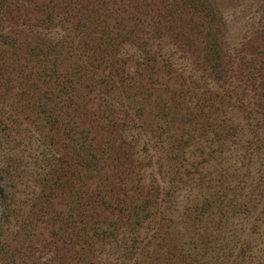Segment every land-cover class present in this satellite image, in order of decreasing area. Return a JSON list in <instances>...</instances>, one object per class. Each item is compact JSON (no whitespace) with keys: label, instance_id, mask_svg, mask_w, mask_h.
I'll return each instance as SVG.
<instances>
[{"label":"rangeland","instance_id":"1","mask_svg":"<svg viewBox=\"0 0 264 264\" xmlns=\"http://www.w3.org/2000/svg\"><path fill=\"white\" fill-rule=\"evenodd\" d=\"M196 2L197 5L188 6V0H0V174L8 195V208L0 210L3 225L0 247L4 249L0 250V264H78L79 261L65 259L69 253L59 259L56 253L66 255L61 242L56 244L59 249L49 244L52 231L59 226L56 216L67 217L71 210H81L77 196L73 198L75 201L62 198L65 191L60 188L58 197L49 205L48 194L53 191L50 178L53 176L60 183L64 181L63 166L67 158L64 125L70 118L63 111L69 93L66 92L73 90L72 94L77 92L84 96L91 92L94 77L82 67L85 65L82 60H88V54L92 53L90 47L95 48L97 43L106 45L107 38L121 27H125L128 34L115 35L106 48L112 53L111 59L127 60L128 75L134 79L139 76V79L127 80L125 85L117 82L120 89L116 105L129 102L134 115L141 118L138 122H142L155 115L154 101L158 96L167 99L184 93L192 97L195 93L191 91L197 85L199 92H206L200 103L208 115H213L212 122L222 119V115H215L212 110L224 107L225 117L245 139L264 140V0ZM50 15L53 21L46 24ZM79 16L87 23L86 27L80 24L84 27L81 33L75 27ZM98 18L105 20L104 27ZM131 28L145 30L139 33L141 40L146 41L141 48L137 47ZM83 33L87 36L80 40ZM89 34L97 36L96 43ZM154 58H159L157 66L152 63L159 75L155 77L157 84L151 85L140 78L139 63L144 59L151 63ZM38 86L48 101L43 105V114L39 113V91L34 88ZM122 86L127 91L126 97L131 99L125 101ZM178 100L176 97L172 103L171 111L176 105V112L169 115L176 122L173 127H180L179 119L187 117L177 115L179 104H183ZM141 112H144L142 116ZM48 116H53L51 121L46 119ZM76 122L79 123V119ZM56 123L60 124L59 129L52 130ZM60 146L62 149H55ZM200 150L198 148L197 153ZM260 153L263 159L248 160L247 170L234 159H225L227 166L236 164L249 175L244 178L241 173H229L221 183L217 179L221 178V172L226 173L224 160L207 164L201 156L196 158L197 171L211 175L212 183L224 189L221 201L225 205L216 203L213 199L217 196L210 194L213 199L205 204L213 209L206 212L207 208L202 211L200 203L188 202L179 196V209H175L177 216L173 219L175 224L176 220L179 222L173 230L179 245L196 238L212 240L213 251H219L208 253V264H264L261 252L264 247V150ZM156 155L152 156L155 169L150 179L151 186L157 187L160 183L157 171L168 169V159L162 161ZM216 156L224 158L225 154ZM143 157L149 159L150 156ZM176 167L174 170L181 171L178 165ZM173 175L178 177L176 173L170 174ZM191 182L196 185L193 180L189 185ZM238 182L244 183L238 187ZM258 183L263 195H259L256 205H251L254 217L245 223L242 214L233 216L234 206L236 208L235 204L240 202L237 195L246 184L251 190ZM149 187L146 185V189ZM248 188L243 190L245 194ZM204 191L195 189L197 196ZM181 194L185 196L186 192ZM194 203L196 207L192 209ZM51 222H56L53 228ZM28 227H36L35 233H42L40 238L27 239L24 233ZM25 242L40 249L41 262L29 259L21 263L24 259L20 252ZM54 258L57 260L52 261ZM119 262L106 256L101 264H121ZM123 264H134V261L127 260Z\"/></svg>","mask_w":264,"mask_h":264},{"label":"trees","instance_id":"2","mask_svg":"<svg viewBox=\"0 0 264 264\" xmlns=\"http://www.w3.org/2000/svg\"><path fill=\"white\" fill-rule=\"evenodd\" d=\"M196 1L188 0V6L197 5ZM98 20L104 27L105 20L100 18ZM49 21H53L52 15L46 19V24ZM76 24L77 31L81 33L84 27L80 24L86 27L87 23L83 22V16H79ZM122 25H125L124 21ZM133 26L135 28L136 24ZM125 30V27H121L114 35L107 38L106 45L101 44L102 47L98 43L95 48L90 47L92 53L88 54L86 62H84L85 59L82 60V56L79 58L80 63L81 60L82 64L85 63L82 66L85 71L88 70V74L94 77L92 80L94 87L90 85L91 92L86 96L77 92L73 95L71 93L73 90L66 92L69 93L65 98L66 106L63 111H66L65 115L70 118L64 125V140L67 146L65 147L67 155L64 153L67 157L65 166H63L65 168L64 181L60 183L53 176L50 178V189L53 188V191L48 194L47 200L50 201L49 205L52 204L58 197L57 189L60 188L65 191V194L61 195L62 198L75 201L73 198L77 196V203L81 210L79 211L78 208L76 211L71 210L67 217L56 216L55 221L59 226L52 231L50 236L52 240L49 244L59 249L56 244L61 242L66 255L56 253L59 259L61 256L63 259L69 253L65 259L72 262L79 261L78 264H101L106 256L121 261L119 262L121 264L127 260L134 261V264H208V253L219 251H213L215 246L210 244L213 243L212 240L196 238L179 245L176 239L177 235L173 230L179 222L176 220L175 224L173 219L177 216L175 209H179L177 208L178 197L186 198L188 202L200 203L201 209L207 208V212L213 209L211 205L205 204L209 200L212 201L213 197L210 195L212 194L217 196V200H213L224 206L225 203L221 201L224 189H219L218 187L221 186L212 183L211 175L197 171L199 163L196 158L201 156L207 164L216 160L219 162L218 159L224 160L222 164L226 167L224 169L226 173L221 172V178L217 179L220 183L229 173L235 175L241 173L242 177L248 178L249 174L236 164H233V167L227 166L225 159L232 158L247 170L248 160H253L254 157L259 160L263 159V154L260 152L264 150V140L260 142L245 139L238 129H233L236 126H232L225 117L222 111L224 107L212 110L215 111L212 112L213 114L222 115L220 122H212L214 121L213 115H208L206 110L201 108L200 102L206 96V92L203 90L199 92L200 88H197V85L191 91L195 93L192 97L184 93H180L179 96H169L167 99L158 96L154 101L156 102L155 109H157L154 117L150 116L142 122H138L141 118L134 115V110L129 108V102L116 105L117 93L120 89L117 82L125 85L127 80H133L134 77L127 73V60L111 59L112 53L106 46L115 35L128 34L129 31ZM144 31L132 28L130 30L138 48L146 42L142 41L139 36V33ZM89 35L95 42L97 36ZM85 36L87 35L84 33L79 36L80 40ZM120 39H124L123 36H120ZM158 59L154 58L151 63L144 59L139 63L142 70L140 78H145L143 80L149 81L151 85L157 84L155 77L159 75V71L154 70L155 66L152 63L157 66ZM138 79L139 76H136L134 80ZM34 88L39 91L37 96L40 106L39 113L43 114L45 113L43 105H47L48 101L39 86ZM122 88L125 101L131 99V97H126L125 87L122 86ZM176 97L183 103L179 104L177 115L187 116L179 119L180 127H173L172 124L176 122L169 117L171 112L173 114L176 112V105L174 106L176 109L171 111ZM76 98L78 100H75ZM69 109L71 111L67 112ZM143 114L144 112H141L140 115ZM52 117L48 116L46 119L51 121ZM76 119H79V123ZM160 121L165 124H161ZM57 124L51 129L58 130L60 124ZM211 134L215 136L211 137ZM198 148L201 149L199 153H197ZM55 149H62V146ZM150 152L161 154L156 157L162 161H167V159L169 161L166 162L167 170L157 171L160 177L157 187L151 186L153 181L150 176L155 167L152 161L154 154L150 155ZM145 154L150 156L149 159L143 157ZM215 154H225V157H217ZM177 165L181 170L179 172L174 170ZM219 166H221L220 163ZM190 167H194V170ZM230 168L232 171H229ZM174 173L178 177L170 176ZM2 179L0 174V210L8 208L7 189ZM192 180L196 182L195 186L192 185L193 182L189 185ZM241 183L244 182H238L236 186L239 187ZM77 185H80V188H77ZM146 185L150 187L146 189ZM248 187L246 184L242 189L246 190ZM196 188L199 191L201 189L205 191L197 196ZM73 189L79 190L74 191ZM261 189L258 183L254 189L251 187L252 191L248 188V194L242 190L237 195L240 202L235 204L233 216L242 214L244 217L241 218L245 223L253 219L254 212H252L251 205L258 203L259 195H263ZM182 192L184 194L186 192L185 196H181ZM195 207L194 203L192 209ZM197 210L198 208L195 209ZM184 212L188 217L185 210ZM167 215L171 217L167 218ZM181 218L184 219V216ZM56 222H51L50 227L53 228ZM2 226L0 222V230ZM36 229V227H28L24 236L30 241L31 239L37 240L42 233L39 231L35 233ZM22 247L20 254L24 260L21 259L23 261L21 263L29 259L41 262L40 249L26 242L22 244ZM240 247L242 249L243 245ZM0 248L4 251L3 247ZM261 252L264 255V247L261 248ZM152 257L153 261H151ZM56 260L54 258L52 261Z\"/></svg>","mask_w":264,"mask_h":264}]
</instances>
